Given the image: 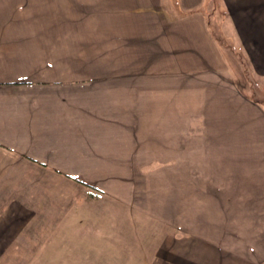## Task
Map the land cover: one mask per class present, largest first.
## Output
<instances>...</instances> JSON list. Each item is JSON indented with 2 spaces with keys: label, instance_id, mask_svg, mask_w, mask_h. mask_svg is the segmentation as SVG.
<instances>
[{
  "label": "crops",
  "instance_id": "obj_1",
  "mask_svg": "<svg viewBox=\"0 0 264 264\" xmlns=\"http://www.w3.org/2000/svg\"><path fill=\"white\" fill-rule=\"evenodd\" d=\"M215 6L0 0V264H264V110L221 49L264 78V0ZM168 162L163 192L117 187Z\"/></svg>",
  "mask_w": 264,
  "mask_h": 264
},
{
  "label": "rangeland",
  "instance_id": "obj_2",
  "mask_svg": "<svg viewBox=\"0 0 264 264\" xmlns=\"http://www.w3.org/2000/svg\"><path fill=\"white\" fill-rule=\"evenodd\" d=\"M213 1L216 5L215 10L220 12L222 8L218 6L219 0H213ZM221 46H222L221 49L224 53V57L226 59L225 62H228L229 65V71L225 72L226 75L230 76L228 80L231 83H233L239 90L241 89L243 93H246V95L250 99L256 101L264 110V78L258 79L252 75L251 71L249 70V65L246 56L241 54L238 49V46H235L232 43V38H230V40H227V38L224 37V39L221 40ZM194 124L196 127L194 137L195 140H198L199 142L198 143L199 148L193 151L195 153V158L197 160H203L206 159L207 157L210 158L214 157L217 151L213 152L211 151V149L206 150L204 149L205 148L204 145H200L203 143V141L205 142V136L201 134L200 131L202 128L201 120L200 119L195 120ZM197 131L199 133H196ZM157 152H161V151H157ZM150 154L152 155L153 152H150ZM134 158H136V156H134ZM151 158H157V157L156 156L150 157L149 159ZM163 158L169 161L172 160L174 158L173 151L166 152ZM201 165H205V163H202ZM204 168H205L204 166L202 168L199 167V170ZM118 174H119L118 179L120 181H118L117 187L118 186H120L121 188L124 187L125 186L124 184H126L127 183L126 181L129 179L130 183H128V186L132 185L131 187L133 188L135 193L140 194V196L146 193V196H148V194L150 195L158 194L160 192L165 191L166 188L173 186L172 177L174 176V165L173 163L168 162L166 164H151L145 167L132 166L125 168H118ZM89 189L91 192H95V193L98 192L100 193V195L104 194L102 188H101L102 191L98 190V188L95 189L92 187H89ZM75 236H77V233L75 234ZM73 248H75V246H70V249ZM6 264H12V263H6Z\"/></svg>",
  "mask_w": 264,
  "mask_h": 264
}]
</instances>
